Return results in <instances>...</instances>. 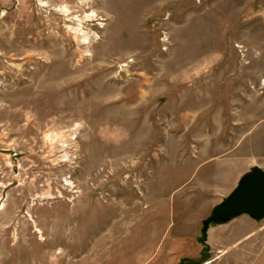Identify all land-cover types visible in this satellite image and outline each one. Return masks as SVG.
<instances>
[{
	"label": "rangeland",
	"instance_id": "obj_1",
	"mask_svg": "<svg viewBox=\"0 0 264 264\" xmlns=\"http://www.w3.org/2000/svg\"><path fill=\"white\" fill-rule=\"evenodd\" d=\"M256 168L264 0H0V264H264Z\"/></svg>",
	"mask_w": 264,
	"mask_h": 264
},
{
	"label": "water",
	"instance_id": "obj_2",
	"mask_svg": "<svg viewBox=\"0 0 264 264\" xmlns=\"http://www.w3.org/2000/svg\"><path fill=\"white\" fill-rule=\"evenodd\" d=\"M241 215L254 220L264 218V171L261 169L256 168L246 175L231 195L212 209L202 222L203 230L212 223Z\"/></svg>",
	"mask_w": 264,
	"mask_h": 264
}]
</instances>
